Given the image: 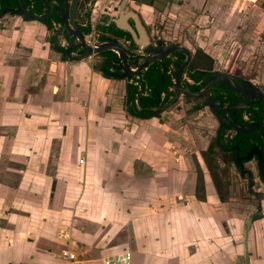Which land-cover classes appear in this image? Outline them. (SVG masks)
Masks as SVG:
<instances>
[{
  "label": "crops",
  "instance_id": "0c3cea01",
  "mask_svg": "<svg viewBox=\"0 0 264 264\" xmlns=\"http://www.w3.org/2000/svg\"><path fill=\"white\" fill-rule=\"evenodd\" d=\"M20 50V48L15 49L17 54ZM210 53L213 56L215 54L214 51H210ZM42 56L49 60L46 51ZM48 65H52V68L56 70L62 69L61 76L51 73L53 77L48 73ZM75 83L77 90L74 92ZM0 84V92H2L3 84L2 82ZM29 84L32 92H37L40 86L45 85L48 94H52L44 98L39 94L29 97L30 103L33 101L47 103L44 109L47 113L45 119H47L48 125H43L42 144L45 149L41 155L42 160H38L36 156L31 161V164H36V166H29L30 163L24 162L28 165L24 167V171L15 169V167L8 173V176L15 181L12 182L13 187H11V189L14 188V193H19L20 196L28 194V197L10 198V204L13 209L16 208L15 211L26 210V219L19 218V214L16 213L15 223L8 225L10 231L14 232V237H11L10 240V244H14L12 248L14 254H10L14 264H59L52 261L53 256L50 253H54V250L50 252L48 249V245L54 244L52 243L53 239L48 238L50 230L47 227L50 225H47L48 222L45 221L43 223L46 224H39L40 226L35 223L36 214H40L42 218L47 211L43 208L40 212L37 211L38 208L31 204L32 196H35L36 193L42 196L48 194L52 184L50 181L62 179L60 176L63 177V173L56 172L57 164H60L61 160L65 164L79 165L80 159L83 157L86 158L85 163L95 166V170H91L89 178H103L106 191L108 194L111 193L109 196L106 195V200L112 201L117 198L114 201L118 204L115 202L105 203L107 209L106 214L101 217L102 221L98 220L96 225L92 226V230H83L80 234L81 237L83 239L86 237L99 239L97 242L99 243L101 238V240L106 239L107 241L113 239L112 234L111 237L108 236L112 230H120L121 234L127 232L126 242L121 241L111 250L106 248L103 251L104 255L109 252L135 250L137 252L136 259L133 256L134 251H131L130 264H210V262L213 264H264V227L260 225L264 219L256 221L250 229L239 228L241 223L234 222L231 217L234 215L233 211L239 208L237 202L232 201L234 200L232 198H229L227 202H221L217 193L209 186L207 201H200L195 195V188H188V205L179 204L175 199H171L180 196V191L184 193L183 190H180L181 187L173 186L171 189H157L156 187L151 188L150 191L147 188L136 187L134 192H128L126 195L108 190L112 185L110 181L116 179L145 181L148 176L144 172L148 171L146 168L149 166L146 162L156 156V148H158L153 135L147 139L148 145H145L137 133L133 134L125 129L128 118L119 105L108 109L109 101L113 98L112 94L115 90H107V88L123 89L124 81L104 78L93 70L90 60L74 63L64 62L54 57L30 77ZM34 85L40 86L34 89ZM19 95L25 102L28 100V97ZM67 104H70L71 108L62 109L66 115L62 111L60 114L55 110L58 105L65 106ZM44 109L42 108L41 111ZM57 112V116H53V113ZM112 116L115 118H111ZM119 117L123 121V125L120 126L116 119ZM55 121H58V124L54 123ZM64 125H67L66 133ZM82 132L84 136L80 137ZM131 138L137 140L133 142ZM122 139L128 146L116 149L111 146L115 144L116 140ZM124 143L122 142L120 145L124 146ZM59 146H61L60 155ZM53 147L58 149L52 151ZM106 152L119 155V160L113 161L110 160V157H104ZM44 164L47 165L43 167ZM122 165L126 167H121L119 170V166ZM97 167L100 170L98 171L100 176H97ZM149 178L155 181L156 175ZM180 180L183 179L180 177L176 179V181ZM38 181L40 183H37ZM188 184L196 185V178L189 173ZM18 199L25 200V204L20 203ZM2 202L0 198V208L4 207ZM67 206L72 208V211L69 212L73 213L74 221L71 224L60 225L57 239L62 245L61 249L68 247L76 253L77 247H73V245L83 244L80 242L82 240L80 237L73 239L74 234L81 231L79 228L76 230L74 223L78 220L77 217L85 214L89 215L91 222L93 213L92 211H88V214L78 212L80 210L78 203L74 206ZM128 211L131 214L125 220L122 213ZM145 217L150 218L144 220ZM32 223L33 225H31ZM23 228H26L25 232H23ZM105 229L106 232L101 237L97 230ZM62 233L69 234L70 238L66 239L60 236ZM129 241L135 243L136 248L132 247L130 250L126 245ZM19 244L24 245L22 251L17 249ZM101 257L92 259L84 255L82 258L84 262L80 264H102Z\"/></svg>",
  "mask_w": 264,
  "mask_h": 264
},
{
  "label": "flooded vegetation",
  "instance_id": "af4514ba",
  "mask_svg": "<svg viewBox=\"0 0 264 264\" xmlns=\"http://www.w3.org/2000/svg\"><path fill=\"white\" fill-rule=\"evenodd\" d=\"M88 1L80 0L74 12V0H25L27 10L35 17L28 19L22 14L12 11V9H17L21 4V0H17L13 6L6 7L3 16L0 17V36L8 37L7 51L17 54L16 48L29 47L28 36L31 34L35 36V44L37 39L45 41L44 46L46 48L41 47V50L46 51L49 60L54 57L64 62L74 63L90 60L93 70L100 73L104 78L124 81L123 89L118 87L107 88V90H115L113 92L114 95L112 94L113 98L109 101L108 109L110 110L114 105H119L123 109L124 115L128 118L125 129L133 134L137 133L145 145H148L147 139L153 135L155 145L158 146L156 148L157 154L149 162H146L149 166L146 168L148 171L144 173L148 176L146 178L156 175L155 185L157 189H171L173 186L179 188L180 185L182 187L184 183H188V163L193 165V168L194 163L193 159L184 161V157L180 153V147L183 146V142H177L176 132L181 127V123L188 122V125L190 124L192 121L191 113L198 112L195 116L200 118L210 112L212 119L215 120L216 126H214L216 130L212 139L206 145H204L205 141L201 140L200 142L201 151L199 150L198 153L200 152L205 162L202 165L203 162L200 158L197 159V163L202 167L204 166V170L199 166L196 169L195 163L194 170L196 171L193 173L197 176L196 197L200 201H207L209 186L217 193L221 202H227L229 198L234 199L232 201H236L239 208L233 211L234 215H231V217H233L234 222L241 223L239 228L250 229L256 221L264 219V189H253L251 184L256 181L254 171L246 167L247 162L255 160L258 166V174L262 183H264V41L255 39V41H252L253 43H246L251 39L253 40V37L248 36L246 39H242L245 40L243 44L234 47L233 52L230 55L228 54L225 60V48L222 46L224 50H220L221 46H216L217 40L210 37H206L203 42L199 43L197 39L199 37L198 30L195 32L196 36L188 33L183 34L185 41L191 43L195 50L173 39L165 41L164 36L159 35L154 27L149 26L137 9H129L128 6L132 0H127L124 13L135 12L144 28L145 35L141 36L137 28L136 19L132 16L127 18L132 28L138 33V39L147 42V44H138L131 31L119 28L114 21L115 18L120 17L119 9L123 0H118V4L113 6L112 9L110 7L105 8L103 11L104 15L101 16L95 25L91 21L95 18L92 16L91 11H88L85 17L80 14V10ZM142 1L145 5L161 14L166 9L170 10L176 6L179 10L176 18L182 20L186 25L195 18L193 15L182 12L183 9H190V12L196 14L194 8L187 5L186 0ZM116 7L119 9L116 10ZM208 7L213 11L211 6L207 4ZM6 9L9 10L5 11ZM111 10L116 12V15L112 14ZM180 15L184 16V18L180 17ZM8 16L19 17L29 23L35 22L40 24L39 26L45 30L38 35L34 31H29L32 27L27 29L29 25L21 26L24 30L20 29V25H17L18 23L12 27H6ZM73 22L79 26L80 30L75 27ZM113 24L115 27H112ZM88 28L90 29L87 30ZM117 29L120 31H117ZM34 30L38 31V29ZM80 31L85 36L86 44L93 47V49L99 48L101 44L114 39L122 45L128 57L125 59L121 57L118 50L109 49L93 52L81 59H71L70 55L79 57L88 51L84 46L80 45L81 39L78 35ZM123 31L125 33L121 34ZM49 32H52L50 38ZM90 34L94 36L92 41L88 40ZM19 35L22 39H20ZM232 36L240 40L236 34H232ZM60 37H64L67 43H61ZM170 45L186 49L190 56L184 50L175 49L160 58L162 52L158 50ZM70 47L71 51L68 55L66 52ZM248 48L253 51L252 56L248 53ZM241 50H243V54L239 58ZM210 51H214V56ZM96 55L100 57L97 64L94 63L93 59H90ZM137 56H140V58L135 65L136 58L134 57ZM216 59H218V65H215L217 63ZM147 60L151 62L143 66ZM224 60L228 61V65L221 70L219 66L223 64ZM235 63H239L237 68H233ZM181 68L182 71L179 75ZM104 70L110 74H105ZM131 71L138 72L130 76L121 77L122 74ZM220 74L223 76L219 77L209 88L213 78ZM225 74L234 76L241 86L245 88V92L239 91L234 81L225 76ZM244 74L247 77H244ZM178 76H180V83H178ZM149 77L157 80L162 79L164 88L162 87L161 92L156 91L155 87L150 84ZM130 87H136L137 89L134 101L131 98ZM141 97H152L153 99L149 103L143 104ZM142 113H146L147 116H142ZM155 124L166 126L173 131L166 143H159L162 136L157 128L153 127ZM237 125L247 129L253 128V130H241ZM167 145L174 146V156H162V151L167 148ZM217 149L223 153H230L232 162L239 170L240 175L249 177L250 182L244 192H239L235 196L230 192L227 195L223 194L218 192L214 182L210 178L208 179L207 172L211 171L209 158L217 153ZM179 177L183 180L176 181ZM174 180L179 182L178 185H174ZM197 180L198 184L199 182L202 184L205 191L204 197L202 196L201 198L198 195ZM183 191L188 194L186 190ZM183 204L186 205L185 203ZM226 222L228 223L227 219ZM260 225L264 227V220Z\"/></svg>",
  "mask_w": 264,
  "mask_h": 264
},
{
  "label": "rangeland",
  "instance_id": "374dc122",
  "mask_svg": "<svg viewBox=\"0 0 264 264\" xmlns=\"http://www.w3.org/2000/svg\"><path fill=\"white\" fill-rule=\"evenodd\" d=\"M161 1L163 2L164 0ZM186 2L187 5L194 8V11H196V14H193L189 11L190 9H183L182 12L184 14L186 12L188 15L195 16L191 23L188 22V25L184 24L182 20L176 18L178 17L177 12L179 11L176 6L170 10L166 9L162 14L145 5L142 0H132L128 7L129 9H137L148 25L154 27L159 35L164 36L165 41H171L173 39L174 41H177L188 46L192 50H195V47H192L191 43L185 41V38L183 37L184 33L196 36L195 32L198 30L199 37L197 39L199 43L203 42L206 37L216 39V46L220 45V50L223 51V47L226 50L225 60L227 59V55H230V53L233 52L234 47L238 46L239 44H243L245 40L242 39H246L248 36L253 37V40L251 39L246 43H251L252 41H255V39L264 41V8L262 7L263 0H186ZM117 4L118 0H89L80 10V14L85 17L86 13L91 11L92 16L95 17L91 21L92 24L95 25L101 16L104 15L103 11L105 8L110 7L112 9L113 6ZM207 4L211 6L213 11L209 7L207 8ZM111 12L112 14L116 15V12L113 10H111ZM159 17L161 18L159 19ZM180 17L184 18V16L181 15ZM6 21V27L15 26L18 23L17 25H20L21 30L23 29V25H29L27 29L32 27L29 31H34L38 33V35H40L41 32L45 30L39 26L40 24L35 22L29 23L19 17L8 16ZM34 29H38V31ZM232 34H236L240 40L232 36ZM51 36L52 32H49V38ZM34 37V35L30 34L28 36V43H30L29 47H24L18 52V54H14L7 51L8 37L0 36V83L2 82L3 84V91L0 92V198L2 199V204L4 205L3 208H0V264H14V260H12V257H10V254H14L12 250L14 244H10L11 237H14V232L10 231V227L8 225L15 223V217L17 218L16 213L19 214V218L23 220L26 219V210L15 211L14 209L16 208L14 207L13 209L10 204V198L22 196L28 197V194L20 196L19 193H14V188L11 189V187H13L12 182L15 181H13L10 176H8V173L15 167V169L24 171L25 166H36V164H31L32 159L37 156L38 160H42L41 155H43V151L45 149L44 144H42V137L44 135L43 125H48V121L45 119L47 117V113L44 109L46 108L47 103L42 101H33L30 103L29 97H32L34 94H39L42 95V98H44L49 97L52 93L48 94L49 92L46 91L47 88L45 85H34V89H36L38 86L40 87L37 89V92H32L30 90L29 81L30 77L35 74L38 69L42 68L46 62L48 63L49 60H47L45 56H42L44 51L41 50V47L46 48L44 46L45 41L42 39H37L36 45V39ZM20 39H22V37H20ZM59 39L61 40V43H67L64 37H60ZM93 39L94 36L90 34L88 36V40L92 41ZM252 52L253 51H250L248 48V53H250L251 56L253 55ZM242 54L243 50L240 51L239 58L242 56ZM99 58L100 57L96 55L92 56L90 59H93L94 63L97 64ZM216 60L217 63H215V65H218V59ZM225 60L223 64L219 66L221 70L225 69L228 65V61ZM238 65L239 63H235L233 68H237ZM47 70L50 74L52 73L54 75L60 76L63 72V70L60 68L59 70L52 68V65H48ZM66 73H68V71H66ZM243 76L247 77L246 74ZM76 90L77 85L75 83L73 91L75 92ZM5 93L7 94L5 95ZM19 94L28 97V100L25 102L22 100ZM42 108L44 109L43 111H41ZM64 108L70 109L71 105H58L55 110L60 112V114L62 111L64 115H66V113L62 110ZM58 112L53 113V116H57ZM197 113L198 112L191 114L189 113L192 117V121L189 125L188 122L181 123V127H179L176 135L177 142H183V146L180 147V153L183 155L182 157H184V161L193 159L194 168L196 163V169L199 166L202 168V170H204V166L202 167L199 163H197L198 158H200V160L203 162L202 165H204L205 162L204 158L201 157L202 155H200V152L198 153L200 150V142L201 140L205 141L204 145H206L207 142L212 139L216 130V124L215 120L212 119V114L210 112L207 113L206 116L202 115L200 118L195 116ZM111 118H115V116H112ZM116 119H118V126L123 125L121 117ZM57 122L58 121H55L54 123ZM64 126L66 133L67 125ZM153 127L157 128L158 132L162 136V139L159 140V143H166L173 131L166 126H160L158 124L153 125ZM81 136H84L83 132L80 134V137ZM131 139L133 142L137 140L136 138ZM173 141L175 140L173 139ZM122 142L124 143V139L116 140L115 144L111 146H113L114 149L125 148L127 144L124 143L125 145L121 146L120 143ZM36 147L38 148L36 149ZM56 149L58 148L53 147L52 151H56ZM174 150V146L167 145V148L162 151V156L169 155L172 157L175 155ZM216 151L217 153L214 156H210L209 158L211 171L207 172L208 179L210 178L216 185L218 192L223 194L227 195L230 192L235 196L238 195L239 192H244L246 187L249 185V177L247 175L245 177L244 175H240L239 170L232 162L230 153H223L218 149ZM60 152L61 146H59V155ZM104 157H110V160L113 161L119 160V155H112L108 152L105 153ZM85 160V157L81 158L79 165H74L72 163L65 164L62 163L61 160V163L57 164L58 169L56 172L59 174H61L60 172L63 173L64 176H60L62 179L54 180V182L52 180L50 181L52 184L51 187H49L50 191L48 194L42 196L36 193L35 196H32L33 201L31 204L38 208L37 211L40 212L42 208L47 211L46 215L42 218L40 214H36L35 223L40 226L39 224H46L43 223L45 221L48 222L47 225H50L47 227L50 230V237L48 238L53 239L52 243L54 244L48 245V249L50 252L54 250V253H50V255L53 256L52 261H56V263L59 264H70L59 257V252H61L64 248L61 249L62 245L57 239V233L60 225L71 224L74 221L72 216L73 213L69 212L72 211V208L67 205L74 206V204L78 203L80 208L78 212L88 214V211H92L93 213L91 215V222L89 221V215L85 214L86 216L81 215L77 217L78 220L74 223L76 230L79 228L81 231H77L78 233L76 232L74 234L73 239L80 237L82 240L79 241L82 242L83 245L78 243L77 245H73V247H77V261L73 264H80L84 262L82 259L84 255H87L92 259L101 257L104 255L103 251L106 248L107 250H111L112 247L117 246L121 241L126 242L125 239L127 232L121 234L120 230H112L108 236L112 234L114 236L113 239L107 241L106 239L101 240V238L99 243H97L99 239H88L87 237L83 239L81 237L80 234L83 232V230H92V226H95L98 220L102 221L101 217L106 214L107 209V204L105 205V203H114V200H117V198L112 201L106 200L108 191L105 189L104 179L89 178L91 177V170L94 171L95 166L94 164L90 165V163H85ZM24 162H28L30 164L26 165ZM46 165L47 164H44L43 167ZM53 166L55 167V164ZM121 167L126 166H119L118 169L120 170ZM246 167L251 168L254 171L253 173L256 181L251 184L253 185V189H264V183H262V180L258 174V166L256 161L253 160L247 162ZM188 168L189 169L187 171L189 172V175L196 178V174L193 173L196 171L194 170L193 165H189L188 163ZM96 171L97 176H100L98 172L100 170L98 167ZM37 183L40 182L38 181ZM110 183H112V185L111 188L108 189L109 191L121 192L125 195L128 194V192H134L136 187L147 188L149 191L151 188L156 187L155 181L150 178H146L145 181H138L135 179H116L110 181ZM178 183L179 182L174 180V185H178ZM53 184H55V186H52ZM193 185L194 184L184 183L182 187L181 185L179 187H181V190H186V192H188V188L192 187L196 189V185ZM85 186L87 187L86 189L83 188ZM210 189L212 190L213 188L210 187ZM197 190L199 198L202 196L204 197L205 191L202 184L200 182L198 184V180ZM109 195H111V193H109L108 196ZM171 199H175L179 204H187L188 194L180 191V196ZM18 201L22 204H25L26 202L25 200L21 199H18ZM115 204L118 203L115 202ZM153 204L156 205L155 203ZM122 214L126 220V217L131 213L128 211L123 212ZM148 218L150 217H145L144 220ZM23 225L24 223L22 226ZM31 225H33V223ZM82 226L83 228L85 227V229H83ZM23 229L22 231L25 232L26 228ZM97 231H99V235L102 237L105 234L106 229ZM102 243H104V245H102ZM126 245L130 250L132 247L136 248L135 243H132L131 241H129V243ZM23 247V244L17 245V249L21 251ZM124 247L127 248L126 246ZM66 248L68 249V247ZM131 251H134L133 256L134 259H136L137 252L135 250ZM112 253H105V255ZM210 264L213 263L210 262Z\"/></svg>",
  "mask_w": 264,
  "mask_h": 264
},
{
  "label": "water",
  "instance_id": "95a60500",
  "mask_svg": "<svg viewBox=\"0 0 264 264\" xmlns=\"http://www.w3.org/2000/svg\"><path fill=\"white\" fill-rule=\"evenodd\" d=\"M79 1H80V0H74V3H73V11H74L75 8L77 7ZM126 3H127V0H123L120 9H119L118 7H116V10L119 9L120 17H119V18H115L114 21L117 23V25H118L119 28H121V29H127V30L131 31L132 34L134 35L135 39H136V42H137L138 44H147V42H144V41L138 39V33L134 30V28H132V26L130 25L129 21L127 20V18H128L129 16L134 17V18L136 19V21H137V24H138V27H137V28H138V31H139L140 35H141V36H143V34L145 35L144 28H143V26H142V23H140V20H139L137 14H136L135 12H133V11H129V12H127V13H124V9H125V7H126ZM67 9H68V4H67ZM8 10H9V9H6L5 11H8ZM12 11H13L14 13L22 14L23 16H25V17L28 18V19H29V18H30V19H31V18H35V17L32 16V15L29 13V11L27 10V8H26V6H25V0H21V4H20V6H19L17 9H12ZM74 12H75V11H74ZM36 18H37V17H36ZM40 18H44V17H40ZM73 23H74L75 27H76L78 30H80L79 26H77L75 22H73ZM78 35L80 36V39H81V43H80V45L84 46L88 51H87V53H85L84 55L79 56V57H72V56L70 55L71 59H81V58L87 57L88 55L92 54L93 52H99V51H102V50H109V49H115V50H118V51L120 52L121 57H123V58H125V59L128 57V55H127L125 49L122 47V45H120L119 43H117L116 40H114V39L110 40L109 42H106V43L101 44L99 48H95V49H93V47H91V46H89V45L86 44L85 36H84L83 33H81V31H80V33H79ZM175 49L184 50V51H186V52L189 54V52H188L186 49L182 48V47H176L175 45H170V46H164V47H162L161 49L158 50L159 52H162L161 55H160V58L166 56V55L169 54L172 50H175ZM70 51H71V47L67 50L66 53H68V55H69V52H70ZM189 56H190V54H189ZM134 58H136V59H135V60H136V61H135V65H136V64L138 63V59L140 58V56H137V57H134ZM126 62H127V61H126ZM149 62H151V61L147 60V62H145V63L143 64V66H144V65H147ZM128 68H130V67H128ZM181 71H182V68H181L180 71H179V75L181 74ZM137 72H138V71H135V72L131 71V72H129V73H124V74L121 75V77L130 76V75L135 74V73H137ZM222 76H223V75H221V74L215 76V77L213 78V81H212V83L210 84L209 88H210V87L216 82V80H217L219 77H222ZM225 76L231 78V79L234 81V83H235V85H236V88H237L239 91H241L242 93L245 92V88H243V87L241 86V84L239 83V81H238L234 76H231V75H229V74H225ZM179 78H180V76H178V83H180ZM257 124L260 125L259 123H257ZM237 127H238L239 129H241V130H253V128H252V129H247V128H244V127L239 126V125H237Z\"/></svg>",
  "mask_w": 264,
  "mask_h": 264
},
{
  "label": "built area",
  "instance_id": "2783aa9c",
  "mask_svg": "<svg viewBox=\"0 0 264 264\" xmlns=\"http://www.w3.org/2000/svg\"><path fill=\"white\" fill-rule=\"evenodd\" d=\"M60 236H63L66 239L70 238V235L67 233H62ZM59 257L70 264H73L77 261L76 253L67 248L59 253ZM131 259L132 253L130 251H122L113 254H106L101 257L100 261L102 264H130Z\"/></svg>",
  "mask_w": 264,
  "mask_h": 264
},
{
  "label": "trees",
  "instance_id": "16d2710c",
  "mask_svg": "<svg viewBox=\"0 0 264 264\" xmlns=\"http://www.w3.org/2000/svg\"><path fill=\"white\" fill-rule=\"evenodd\" d=\"M16 1L17 0H0V17H2L3 16V14H4V9L6 8V7H10V6H13V4H15L16 3ZM262 7L264 8V0H263V2H262ZM112 27H115V25L113 24L112 25ZM90 28H88L87 30H89ZM117 31H120L119 29H117ZM123 33H125L124 31L123 32H121V34H123ZM106 38V37H105ZM105 38H103V39H105ZM108 70V69H107ZM105 71V74H110V73H108V71H106V70H104ZM150 78V84L151 85H153L154 87H155V90L157 91H160L161 92V90H162V87L164 88V85H162V79H152L151 77H149ZM130 90H131V98H132V100L134 101L135 100V98H136V93H137V89H136V87L134 88V87H130ZM152 97L150 98V97H141V102L143 103V104H147V103H149L150 101H152ZM148 113V112H147ZM142 116H147V114L146 113H142Z\"/></svg>",
  "mask_w": 264,
  "mask_h": 264
}]
</instances>
